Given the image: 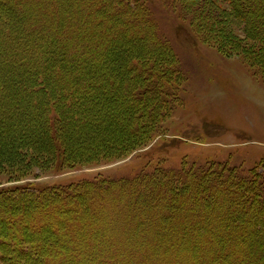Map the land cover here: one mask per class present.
Here are the masks:
<instances>
[{
  "label": "trees",
  "instance_id": "trees-1",
  "mask_svg": "<svg viewBox=\"0 0 264 264\" xmlns=\"http://www.w3.org/2000/svg\"><path fill=\"white\" fill-rule=\"evenodd\" d=\"M158 7L264 78V0H0L1 264H264L261 166L14 183L159 135L184 72Z\"/></svg>",
  "mask_w": 264,
  "mask_h": 264
},
{
  "label": "rangeland",
  "instance_id": "rangeland-1",
  "mask_svg": "<svg viewBox=\"0 0 264 264\" xmlns=\"http://www.w3.org/2000/svg\"><path fill=\"white\" fill-rule=\"evenodd\" d=\"M156 14L184 72L175 109L159 135L112 163L61 173L37 170L14 183L40 187L99 175L119 178L158 166L180 167L184 162H222L239 168L261 166L264 170V78L241 56L224 57L201 42L173 13L158 7ZM7 181L0 175V186L11 185Z\"/></svg>",
  "mask_w": 264,
  "mask_h": 264
}]
</instances>
